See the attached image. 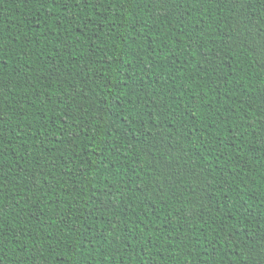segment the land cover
<instances>
[{"label": "trees", "instance_id": "trees-1", "mask_svg": "<svg viewBox=\"0 0 264 264\" xmlns=\"http://www.w3.org/2000/svg\"><path fill=\"white\" fill-rule=\"evenodd\" d=\"M0 264H264V0H0Z\"/></svg>", "mask_w": 264, "mask_h": 264}]
</instances>
